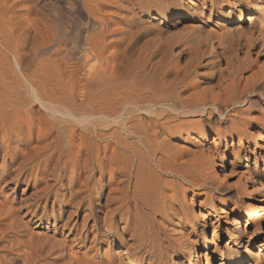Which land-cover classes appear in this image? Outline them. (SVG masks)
<instances>
[{
    "label": "bare ground",
    "instance_id": "6f19581e",
    "mask_svg": "<svg viewBox=\"0 0 264 264\" xmlns=\"http://www.w3.org/2000/svg\"><path fill=\"white\" fill-rule=\"evenodd\" d=\"M25 1L0 0V264H184L183 257L197 258V243L182 232L184 198L209 185L214 163L237 161L220 154L223 141L242 139L247 129L229 109L252 102L248 93L264 98V76L240 89L236 75L247 68L240 61L226 82L216 70L218 90L188 94L211 82L205 54L197 48L174 55L172 47L213 53L212 37L195 23L207 8L243 14L238 5L244 3L53 0L60 5L57 16L42 32L18 15ZM9 15L18 22L10 25ZM112 20L117 27L109 29ZM173 20L181 27L179 41L157 40L161 25ZM231 29L229 44L223 38L218 47L239 41L256 57L264 55L263 33ZM181 59H188L184 67ZM196 74L200 78L191 80ZM211 133L217 138L211 150L179 147L181 139ZM253 187L264 192L259 178ZM232 220L238 229L240 222ZM34 225L41 235L28 233ZM234 255L232 264H244L246 254Z\"/></svg>",
    "mask_w": 264,
    "mask_h": 264
},
{
    "label": "rangeland",
    "instance_id": "374dc122",
    "mask_svg": "<svg viewBox=\"0 0 264 264\" xmlns=\"http://www.w3.org/2000/svg\"><path fill=\"white\" fill-rule=\"evenodd\" d=\"M16 1L19 0H14V2ZM11 2L14 4L13 0H10V5H12ZM66 2L73 5L70 0ZM240 2L244 3L238 5L245 9L243 14L239 12L230 14L227 10L219 13L217 9L210 10L207 8L201 19L195 23L198 26L201 24L203 27L201 31L212 37L215 44L212 55H206L204 52L206 47H202L203 49L200 47L191 48L186 47L189 46L188 44L183 45L182 43H180L182 46L179 47V44L176 43L182 33L181 27H175V20L164 22L161 25L164 29L163 33L157 34L156 39L163 41L164 39H172V42L176 44L172 47L174 55L178 52L190 53L193 49L197 50V48L200 53L202 52L200 55L205 54L201 58L203 64H208L206 72L211 82L190 89L188 94L200 92L204 89L218 90L219 79L216 70L221 74V80L223 79L226 82L231 78V65L239 64L240 61H245L247 64L246 70L236 75V77L238 76L240 89L245 88L250 82L253 83L256 80L261 82L263 80L264 55L256 57L251 47H244L242 44L240 45L239 41L233 42V44L235 43L234 47H218V43L223 38H226V42L231 41L226 36L232 34L231 28L237 26H240L241 30L247 35L250 32L249 28L254 29L255 35L264 34V0H240ZM184 3L186 4L187 0H184ZM23 4L26 9L23 12H18V15L22 17L24 22L34 26L31 28L39 27L42 32L44 31V23L53 21L60 7L53 0H27ZM67 15L69 18H73L70 14ZM9 16L11 17V15ZM9 16L7 18L10 21L12 17L9 19ZM249 16L251 21L247 20ZM114 20L111 21L112 24L109 23V29L117 27L115 26L117 20L116 24ZM14 22L18 21L11 20L9 24H15ZM82 22L85 24V21ZM229 29L231 33H229ZM167 30L169 31L165 33ZM240 39L243 43L246 37H240ZM249 49L251 52L248 54ZM65 62L70 63L71 59L68 57ZM187 62L188 59L183 61L181 59L179 67H184ZM198 75L193 76L194 78L192 77L191 80L199 79L200 75ZM245 99L252 100V102ZM245 99L240 106L230 107L229 109L232 118L246 123L247 129H243L242 139L228 137L225 142H222L220 148V154L227 151L229 153L228 158L232 160L236 155L238 156L237 161L233 165L229 164V166L220 168L219 162H217L218 164L214 163L208 171L209 185L205 189H190L184 198L183 208L187 212L188 221L182 232L191 234L192 240L197 243L199 255L194 259L183 257L184 264H206V255L211 264H232V260L236 258L235 252L247 255L244 264L257 262L264 258V192L262 193L260 189L253 187L258 178L264 184V125L259 123L260 119H264V98L257 92L246 94ZM194 136L198 143H202L201 147L195 145L196 140L192 137L181 139L179 147L186 148L190 152H199L212 148L214 141L217 139L212 133L209 136L193 134ZM215 157H212L213 161H215ZM188 158V156L185 157V159ZM29 193H32V191ZM218 208L224 209L228 217L223 218L225 214L218 211ZM197 214H200V216L197 217ZM233 218L237 219L236 222H240L238 229L232 220ZM40 228L42 227L36 228L34 225L28 229V233L32 232L39 236L43 230ZM180 235L177 231L172 233L175 239H179ZM206 246L207 250L203 251ZM13 264L21 263L17 261Z\"/></svg>",
    "mask_w": 264,
    "mask_h": 264
}]
</instances>
